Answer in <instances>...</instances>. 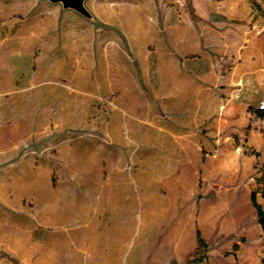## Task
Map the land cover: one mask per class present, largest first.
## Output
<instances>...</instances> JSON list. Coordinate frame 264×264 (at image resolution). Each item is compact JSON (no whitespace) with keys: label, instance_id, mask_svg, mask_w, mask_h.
I'll use <instances>...</instances> for the list:
<instances>
[{"label":"rangeland","instance_id":"rangeland-1","mask_svg":"<svg viewBox=\"0 0 264 264\" xmlns=\"http://www.w3.org/2000/svg\"><path fill=\"white\" fill-rule=\"evenodd\" d=\"M40 1L0 0V264H113L95 258L85 222L113 173L143 194L155 180L162 197L182 179L179 210L228 226L203 264H261L250 193L264 187V119L251 113L264 105L262 11Z\"/></svg>","mask_w":264,"mask_h":264},{"label":"crops","instance_id":"crops-1","mask_svg":"<svg viewBox=\"0 0 264 264\" xmlns=\"http://www.w3.org/2000/svg\"><path fill=\"white\" fill-rule=\"evenodd\" d=\"M222 2L227 5L223 15L228 18L244 16L251 21L255 16L250 0ZM35 3L40 6L42 1L35 0ZM245 78L246 75L241 76L240 81ZM152 182L149 186L154 183V187H150L148 194H143L135 178L132 181L121 179L119 174L113 173L102 179L100 196L87 197L85 222L92 236L89 239L94 245L93 253L99 255L96 259L113 264L122 261L127 264H169L173 259L182 263L197 251L198 228L207 240L228 231L227 225L214 223L209 226L198 222L196 216L191 218L189 210H179L188 199L182 179L174 184L165 181L163 185L169 191L165 197L158 193L156 181Z\"/></svg>","mask_w":264,"mask_h":264},{"label":"trees","instance_id":"trees-1","mask_svg":"<svg viewBox=\"0 0 264 264\" xmlns=\"http://www.w3.org/2000/svg\"><path fill=\"white\" fill-rule=\"evenodd\" d=\"M251 2L256 8L262 11L264 15V11L261 9V7L256 2V0H251ZM251 113L257 119H264V105L256 108L251 107ZM261 179H264V172ZM259 194L264 199V187H261L259 189H253L250 193V201L256 212V222L260 225L264 233V207L258 200ZM241 241L245 242V239L242 238ZM197 243H198L197 251L191 258H188L186 261L182 263H179L177 260L173 259L169 264H203L206 261H208L210 244L204 238L199 228L197 229ZM233 249L237 251L239 249V244L235 243L233 245ZM261 264H264V259L262 260Z\"/></svg>","mask_w":264,"mask_h":264},{"label":"water","instance_id":"water-1","mask_svg":"<svg viewBox=\"0 0 264 264\" xmlns=\"http://www.w3.org/2000/svg\"><path fill=\"white\" fill-rule=\"evenodd\" d=\"M51 1H62L66 6L82 11V4L84 0H51Z\"/></svg>","mask_w":264,"mask_h":264}]
</instances>
